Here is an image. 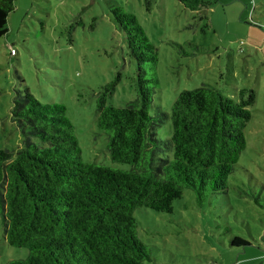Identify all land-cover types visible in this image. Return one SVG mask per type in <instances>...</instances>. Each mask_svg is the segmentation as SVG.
Segmentation results:
<instances>
[{
    "label": "rangeland",
    "instance_id": "1",
    "mask_svg": "<svg viewBox=\"0 0 264 264\" xmlns=\"http://www.w3.org/2000/svg\"><path fill=\"white\" fill-rule=\"evenodd\" d=\"M209 1L207 9L192 12L177 0H14L0 38V150L21 145L10 111L27 89L41 104L65 107L83 162L129 169L110 161L95 125L101 86L119 78L108 106L135 98L136 63L111 7L134 15L154 46L155 69L146 63L141 69L158 80L153 103L160 112L169 116L180 92L202 85L234 101L240 89L253 92L245 148L228 191L198 207L184 190L171 214L134 211L137 236L151 257L143 264H264V0ZM158 130L161 139L170 136L169 117ZM236 188L251 197H238ZM233 237L249 245L231 247ZM27 253L7 245L0 225V264Z\"/></svg>",
    "mask_w": 264,
    "mask_h": 264
},
{
    "label": "trees",
    "instance_id": "2",
    "mask_svg": "<svg viewBox=\"0 0 264 264\" xmlns=\"http://www.w3.org/2000/svg\"><path fill=\"white\" fill-rule=\"evenodd\" d=\"M177 1L192 12L212 4ZM13 10L14 0H0V38ZM109 11L136 63L135 98L108 106L119 78L101 86L95 125L105 136L110 161L129 169L83 162L65 107L41 104L27 89L17 94L10 114L22 141L15 149L0 150V225L8 246L28 253L5 264H143L151 257L137 236L135 210L171 214L184 190L201 207L229 189L245 148L253 92L240 89L234 101L202 85L180 92L169 116L160 112L153 103L158 80L141 69L145 63L155 69L154 46L134 15L119 6ZM168 117L171 133L161 139L158 129ZM235 194L250 195L240 188ZM247 245L240 237L230 240L231 247Z\"/></svg>",
    "mask_w": 264,
    "mask_h": 264
}]
</instances>
